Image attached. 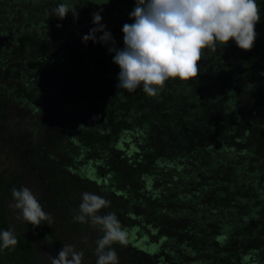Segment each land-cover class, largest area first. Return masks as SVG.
<instances>
[{"label": "trees", "instance_id": "obj_1", "mask_svg": "<svg viewBox=\"0 0 264 264\" xmlns=\"http://www.w3.org/2000/svg\"><path fill=\"white\" fill-rule=\"evenodd\" d=\"M250 51L205 49L198 76L156 96L116 87L111 44L83 42L99 12L122 49L135 0H0V264H50L62 245L96 264L102 233L74 222L82 193L110 201L119 264H264V0ZM78 11L61 20L53 9ZM59 25V26H58ZM103 35L97 32V39ZM94 58L106 61L94 63ZM51 214L33 228L12 188Z\"/></svg>", "mask_w": 264, "mask_h": 264}, {"label": "clouds", "instance_id": "obj_2", "mask_svg": "<svg viewBox=\"0 0 264 264\" xmlns=\"http://www.w3.org/2000/svg\"><path fill=\"white\" fill-rule=\"evenodd\" d=\"M72 12L78 19V11L65 3L53 9V15L63 20ZM93 24L83 36V42L111 44L108 51L115 53L112 62L119 66L118 89L134 92L142 85L144 93L156 96L170 78L189 80L198 76V62L205 49L217 51L230 40L244 51L254 47L260 9L256 0H135L130 18L122 28V49L99 12L93 14ZM59 26V25H58ZM103 35L97 39L96 33ZM13 202L9 208L18 210L16 218L30 223L33 228L45 221L50 226L51 214L46 213L36 195L28 188H12ZM110 201L90 192L82 193V202L73 216L74 222L89 224L103 235L94 241L96 264H119L114 244L127 242V234L114 212L101 215L100 210L110 206ZM18 239L14 229L0 231V247H15ZM84 252L74 245H62L58 256L49 254L50 264H83Z\"/></svg>", "mask_w": 264, "mask_h": 264}, {"label": "rangeland", "instance_id": "obj_3", "mask_svg": "<svg viewBox=\"0 0 264 264\" xmlns=\"http://www.w3.org/2000/svg\"><path fill=\"white\" fill-rule=\"evenodd\" d=\"M16 215H17V213L13 217L14 218L13 221H12L13 226H17V225L20 226L23 223V219H17Z\"/></svg>", "mask_w": 264, "mask_h": 264}, {"label": "water", "instance_id": "obj_4", "mask_svg": "<svg viewBox=\"0 0 264 264\" xmlns=\"http://www.w3.org/2000/svg\"><path fill=\"white\" fill-rule=\"evenodd\" d=\"M94 63H95V64H97V63H103V64H105L106 61H104V60H100V59H97V58H94Z\"/></svg>", "mask_w": 264, "mask_h": 264}]
</instances>
